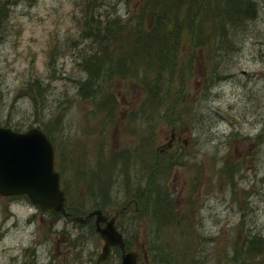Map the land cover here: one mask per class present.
Returning a JSON list of instances; mask_svg holds the SVG:
<instances>
[{
    "label": "rangeland",
    "instance_id": "1",
    "mask_svg": "<svg viewBox=\"0 0 264 264\" xmlns=\"http://www.w3.org/2000/svg\"><path fill=\"white\" fill-rule=\"evenodd\" d=\"M3 1L0 125L46 133L66 209L118 213L127 248L148 264L150 242L138 214L147 211L142 197L153 178L144 166L165 157L155 182L163 178L180 214L167 211V264H175L171 256L189 264H264V0H254L258 15L233 30L234 44L215 62L198 49L194 65L178 67L174 79L165 68L167 92H154L153 100L140 88L142 78L129 83L117 75L100 79L98 99L84 98L79 84L87 71L78 58L89 45L79 36L88 5L89 15L126 20L140 17L151 0ZM214 67L223 77L209 87L204 77ZM35 80L42 85L31 92ZM104 87L115 95L112 120L98 108ZM114 152L130 156L115 162ZM102 243L93 219L78 224L26 195H0V264H117L115 247L97 260Z\"/></svg>",
    "mask_w": 264,
    "mask_h": 264
},
{
    "label": "trees",
    "instance_id": "2",
    "mask_svg": "<svg viewBox=\"0 0 264 264\" xmlns=\"http://www.w3.org/2000/svg\"><path fill=\"white\" fill-rule=\"evenodd\" d=\"M5 6L6 1L0 0V7ZM88 10L81 21L79 33L82 41L89 44L86 50L80 49L81 54L78 57L79 64L87 71L86 79L79 84V91L84 98L92 99H98L94 95L100 92L99 81L102 77L110 79L117 75L119 79L129 83L130 79L142 78L139 80V87L146 90L148 98L153 100L154 92H167V83H163L167 77L162 73L165 68L168 76L174 79L178 67L190 69V65H194V56L198 49H205L203 54L207 62H215L218 51L223 48L230 49L234 44L237 34L231 38L235 33L233 30L244 28L247 19L252 20L258 15L254 0H151L146 1L138 13L142 19L133 14L126 20L110 14L102 19L94 13L89 15ZM5 14L6 12H2V15ZM148 15L151 16V21L145 20ZM146 71L153 75L152 80L147 78ZM207 72L211 75L205 76L204 82L209 87L215 80L223 77L217 67ZM41 85L42 83L35 80L30 84L31 92L39 91ZM32 98L34 101L35 97ZM114 103L115 95L104 87L98 108L109 120L117 114ZM140 151L141 147L137 151V158H145L140 156L145 155ZM127 154L129 153H119L116 156L114 152L113 160L123 161L130 156H125ZM170 158L177 160L171 155ZM156 159L157 156H153L154 163L150 165L147 160L144 166L145 174L149 173L153 181L149 180L145 189L146 195L142 197L143 208L147 211L142 210L138 217L139 222L143 223L144 236L150 242L147 249L148 264H167V211L172 216L180 214L172 196L159 182L163 178L159 177L155 182L154 172L159 165L166 164L165 157L158 158L157 165ZM172 165L173 163L169 167ZM98 177L95 175L92 181ZM127 205L120 211L123 212ZM118 250L120 253L119 248ZM171 262L189 264L179 262L173 256Z\"/></svg>",
    "mask_w": 264,
    "mask_h": 264
},
{
    "label": "water",
    "instance_id": "3",
    "mask_svg": "<svg viewBox=\"0 0 264 264\" xmlns=\"http://www.w3.org/2000/svg\"><path fill=\"white\" fill-rule=\"evenodd\" d=\"M0 195H26L42 210L62 214L78 224L94 220L95 231L102 239L97 260L106 259L113 247L121 251L117 264H147L138 251L126 249L123 233L118 229L116 214L109 217L100 208L85 215L67 211L66 196L60 187V175L54 168V149L46 133L39 127L15 131L0 125Z\"/></svg>",
    "mask_w": 264,
    "mask_h": 264
}]
</instances>
